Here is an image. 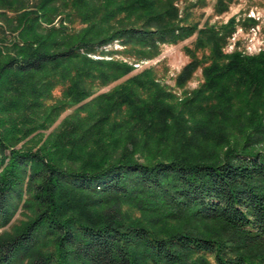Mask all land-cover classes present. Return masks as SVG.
<instances>
[{"label":"trees","instance_id":"16d2710c","mask_svg":"<svg viewBox=\"0 0 264 264\" xmlns=\"http://www.w3.org/2000/svg\"><path fill=\"white\" fill-rule=\"evenodd\" d=\"M175 1L0 0V227L26 209L0 264H264V52L225 53L235 18L198 27ZM194 34L181 100L100 49L141 60Z\"/></svg>","mask_w":264,"mask_h":264},{"label":"rangeland","instance_id":"374dc122","mask_svg":"<svg viewBox=\"0 0 264 264\" xmlns=\"http://www.w3.org/2000/svg\"><path fill=\"white\" fill-rule=\"evenodd\" d=\"M216 1L217 0H176L175 4L178 6L181 15L187 10L188 22L196 23L198 27H202L206 24L219 26L220 24L226 23L231 17H234L237 23L235 30L227 37L226 43L222 48L225 53H231L237 50L245 55H255L262 51L264 52V0H230L227 10L221 13H218L215 9ZM2 11L3 9L0 8V12ZM7 14L11 15L12 12L8 11ZM247 18L253 19L255 23L245 26L243 23ZM0 24H3L1 18ZM71 26L73 29H77L81 26V23L75 19ZM194 39L195 34L178 43L160 44L157 55L152 58L141 60H136L134 56L124 55L122 50L125 46L117 40L101 46L100 49L107 52L108 50L116 51L111 56L107 53H104L103 56L104 58L113 57L131 64L133 69L130 74L139 72L145 67H151L154 71L156 80L160 84L165 85L166 89L174 93L177 100H181L185 94L195 89L202 81L201 67H197L183 87H179L175 84V76L181 70L182 66L190 59L184 47H193ZM205 51L207 52V50ZM98 54L97 52L90 56L100 58L101 56ZM196 54L200 57L202 51L198 50ZM125 78L126 76L105 86L94 85V95L111 89L115 84L121 82ZM60 94L61 87L57 86L53 90L54 97L50 102L60 97ZM74 108L75 106L67 107L48 128L35 131L29 137L18 142L15 147L35 146L36 142H41L58 126L67 114L73 111ZM260 144L264 150V142ZM25 212L26 209L20 207L9 224L5 227H0V231L3 229L10 230L14 225H18L21 220L26 218Z\"/></svg>","mask_w":264,"mask_h":264}]
</instances>
